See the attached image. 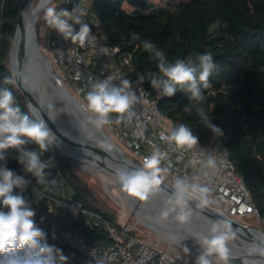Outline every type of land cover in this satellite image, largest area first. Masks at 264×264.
<instances>
[{
	"label": "trees",
	"instance_id": "16d2710c",
	"mask_svg": "<svg viewBox=\"0 0 264 264\" xmlns=\"http://www.w3.org/2000/svg\"><path fill=\"white\" fill-rule=\"evenodd\" d=\"M81 1L61 0L58 10H71ZM88 1L90 7L86 10L97 19L109 44L118 47L120 54L131 56L136 77L137 73L146 76L158 73L157 61L143 48V40L152 42L173 62L189 57L195 61L204 53L212 55L216 70L209 77V87L201 88L202 102L189 100L191 94L188 92L178 91L173 97L162 96L147 79L143 85L167 118L179 125H187L200 141L214 142L228 150L264 220V0H163V6H156L154 0ZM20 3L21 0H0V87L9 88L21 111L34 118L15 83L10 63ZM131 32L140 38L131 39ZM5 77H10L12 82L6 84ZM188 104L193 110L185 113L183 109ZM195 107L204 109L212 123L223 130V136H215L203 125ZM25 148L36 149L42 159L55 157V167L48 178L50 182L40 185L30 174L25 175L22 166L12 158L18 152L9 150L7 166L31 181L23 195L32 202L35 210L39 190L50 196L79 201L87 212L99 216L102 222L94 225L93 219L82 216H68L59 221L66 229L98 247L110 244L112 240L105 222L121 228L117 215L97 197L72 163L50 146L45 153L34 143ZM13 191L20 193L21 190L14 188ZM39 226L48 234V243L63 250L68 257L67 264H93L78 251L53 239L48 228Z\"/></svg>",
	"mask_w": 264,
	"mask_h": 264
},
{
	"label": "clouds",
	"instance_id": "9594fccd",
	"mask_svg": "<svg viewBox=\"0 0 264 264\" xmlns=\"http://www.w3.org/2000/svg\"><path fill=\"white\" fill-rule=\"evenodd\" d=\"M87 10L75 5L71 10L49 6L44 12V22L47 28L60 34L65 41L78 44L83 48L94 45L96 36L92 33L90 24L83 18ZM78 26V30H77ZM131 39L138 40L137 33L131 32ZM143 48L150 52L157 61L158 73H137L136 83H143L146 79L152 88L158 90L162 96L173 97L178 91L188 92L189 100L202 102L204 94L201 88L207 89L210 85L209 77L216 70V64L210 53L200 54L195 61L191 57L187 60L176 59L169 61L166 54L148 41H141ZM102 55L109 53V47L99 48ZM13 76L22 73L13 70ZM90 90L86 93V110L92 115L89 120L97 128L112 123L110 114H116L115 123L130 124L137 113L134 106L138 103V96L133 82L122 78L119 83H113L111 77L94 79ZM5 83H11L10 77L4 78ZM51 107V105H49ZM193 106L184 107L185 113H190ZM203 125L215 136H223V130L212 123V119L202 107H195ZM138 132L137 136H142ZM54 136L43 119H34L21 111L16 104L13 92L7 87H0V264H67L68 257L63 250L47 241L48 234L36 222V210L32 202L23 195V191L31 183L25 175L35 178L37 184L49 183L51 169L55 167V157L42 159L39 152L26 150L25 146L34 143L41 152H47L53 144ZM170 148L190 150L197 146L199 137L185 124L171 128L167 134L160 136ZM9 150H16L18 155L12 157L22 166L25 175H19L10 169L8 159ZM167 159V153L159 147L153 146L150 155L144 157L142 165L135 169L122 167L116 170V180L123 192L140 201H149L153 196L160 195L163 201L157 223L164 224L169 220L177 222L187 230L195 208L203 209L213 203L210 198V189L200 183L199 175L176 177L167 188L161 187L166 175L170 171V164L162 166ZM217 160L211 154L202 163V172L209 175L204 169L216 170ZM54 182V181H52ZM19 188L20 193H14ZM39 198L35 201L38 203ZM41 217V222H43ZM206 233H195L191 236L199 246V254L195 257V264H230V242L236 237L232 223L223 218L208 219ZM53 239L55 236L53 235ZM250 250L264 256V237L259 242H253ZM189 253V249L185 247ZM90 255H92L90 253ZM94 264H105L104 259L93 256ZM187 264V261H185Z\"/></svg>",
	"mask_w": 264,
	"mask_h": 264
},
{
	"label": "built area",
	"instance_id": "2783aa9c",
	"mask_svg": "<svg viewBox=\"0 0 264 264\" xmlns=\"http://www.w3.org/2000/svg\"><path fill=\"white\" fill-rule=\"evenodd\" d=\"M86 1L82 0L79 6L85 8ZM83 19L90 24L92 33L96 36L94 45L81 48L78 44L73 45L70 40L65 41L58 32L48 28L50 32L46 38V51L64 86L81 96L86 105L85 96L93 82L89 77L100 80L111 77L113 83H119L122 78L131 80L139 98L134 106L138 119L134 118L130 124H117V116L113 113L110 114L112 123L102 126L116 145L140 166L144 157L151 154L153 146L159 147L167 153V159L162 162V166L170 164L165 181L172 184L176 177L191 178L199 175L200 183L210 189L213 203L207 207L248 227L250 226L245 220L257 221L262 224L264 231L261 212L254 204L243 177L238 174L228 150L214 142L204 143L199 140L197 146L185 151L170 148L166 141H162L160 136L179 124L158 110L156 102L151 99L150 92L143 83H136L131 56L120 54L118 47L109 44L94 16L87 12ZM103 46L109 47L107 55L99 52V48ZM138 132L143 135L137 136ZM209 154L217 160L218 167L216 170L204 169L209 172L205 177L202 163ZM37 198L39 201L35 202V219L38 224L48 228L63 245L78 251L93 264V256L104 259L105 264H185L184 256H175L158 245L140 239L133 234L131 228L123 224L121 228H116L105 222L112 242L98 247L82 235L66 229L59 218L85 215L94 220V225H98L102 222L99 216L87 212L79 201L50 196L44 190L37 191L36 200ZM41 217L44 218L43 222Z\"/></svg>",
	"mask_w": 264,
	"mask_h": 264
},
{
	"label": "water",
	"instance_id": "95a60500",
	"mask_svg": "<svg viewBox=\"0 0 264 264\" xmlns=\"http://www.w3.org/2000/svg\"><path fill=\"white\" fill-rule=\"evenodd\" d=\"M28 0H21L20 3V17L17 30L13 39L10 63L12 73L13 70L20 71L22 75L13 76L15 83L23 94L27 105L32 113L34 119L37 117L45 120L51 129L54 138L61 143V145L68 151L76 156L84 157L89 162H97L109 169H119L113 162L120 163L124 167L135 169L140 167L132 158L125 156V153L107 136L101 127L97 128L89 120V115L85 109L75 99L71 98L68 94L66 87L62 83L60 77L55 72L51 61L41 51L38 42L37 20L41 13L48 7L54 0H45L41 2L35 11V15L30 24L25 25L23 20L22 10ZM48 82L60 94L65 95L72 101L67 108L66 123H58L54 119H49L43 109L38 104L35 97L32 95V88ZM50 147L59 155L58 150L52 145ZM67 159H72L75 162L80 161L78 157L72 155H64ZM80 167V166H79ZM81 168V167H80ZM82 169V168H81ZM172 184L165 181L161 187L167 188L166 191L171 193L170 188ZM193 206V216L190 224L187 227H193L207 231L208 219H227L232 223L233 229L236 231V237H239L242 243L247 246L255 242H259L260 237H264V231L248 227L239 222L233 221L225 216L220 215L209 207L198 209ZM235 240V241H234ZM236 239L230 242L231 247L237 250L236 253H231L230 263L232 264H246L245 254L253 256L258 261L264 262V256L259 254H251L250 250L241 246L242 244ZM243 245V244H242Z\"/></svg>",
	"mask_w": 264,
	"mask_h": 264
},
{
	"label": "rangeland",
	"instance_id": "374dc122",
	"mask_svg": "<svg viewBox=\"0 0 264 264\" xmlns=\"http://www.w3.org/2000/svg\"><path fill=\"white\" fill-rule=\"evenodd\" d=\"M60 2H61V0H54L49 6L57 7V10H58ZM37 3H38V0H36V4ZM154 3L156 4V6H163L164 5L163 0H154ZM88 7H90V2L87 0L85 8H88ZM46 8H45V10H46ZM45 10L39 16V18L37 20L36 27H37V32H38V42H39L40 49H41L42 53L47 58L50 59V55L46 51V38H47L50 31L44 22ZM128 10L131 11V9H129V8H128ZM55 72H56V70H55ZM69 90L68 91L77 100H79L81 102L82 107L85 109V111L89 115H92L91 113H89L86 110V105L84 104V101L81 98V96L76 94L71 89H69ZM64 107H65V110L62 108L60 109L62 120L68 119L67 118V104H64ZM101 128L109 137L108 132L102 126H101ZM109 139L111 140V142L116 144L110 137H109ZM127 154H125V156L130 158V156H128ZM69 161L72 163L73 167L78 172L79 176H81L84 180H86L88 185L92 187V189L94 190L97 197L102 202H104L108 208H110L113 212H115V214L117 215V221L119 222V224H121V225L123 224V225H126L127 227L131 228L132 231L140 239H142V240H144V241H146L152 245H158L159 247L166 249L167 251H169L171 254H173L175 256H177V255L184 256V258L187 262H191L192 264H195V257L199 254V249L194 248V246L198 245V244L195 242V239L191 236L190 233L189 234L184 233V236H181L180 238H178L179 241L181 242V244H178L177 242H173V241L169 240V238L167 236L163 235L161 232H159L157 230L156 226H154V225L151 226L150 224L142 221L139 218L140 216H139V213H137L138 212L137 210L140 208L142 201H140V200L137 201V204L135 205L136 207L133 206L131 204L130 196L127 193L122 191V189H121L118 181L116 180L115 176H112L107 172L95 173L94 171H86V170L81 169L79 167V165L76 164L75 162H72L71 160H69ZM101 166H103V165H101ZM103 167L107 168L105 166H103ZM159 204L161 205L159 200H157L154 205L159 207L160 206ZM154 205H150L148 208H146V212H147L148 216L150 215L149 217L154 216L156 218L161 209H156L157 207L154 208ZM82 217L88 218L85 215H82ZM244 222L249 224V226L251 228H254V229L262 230V228H263L262 224L257 222V221H253V220L249 219V220H245ZM169 223L170 222L168 221V222H165L163 224V226H165V227L168 226L167 230H165V232L168 235H171L173 232L176 233L180 230V227L177 223L173 225L174 228L169 227L170 226V225H168ZM204 233H206V232H204ZM185 247H187L189 249V253H187L185 251ZM230 264H232V263H230Z\"/></svg>",
	"mask_w": 264,
	"mask_h": 264
},
{
	"label": "bare ground",
	"instance_id": "6f19581e",
	"mask_svg": "<svg viewBox=\"0 0 264 264\" xmlns=\"http://www.w3.org/2000/svg\"><path fill=\"white\" fill-rule=\"evenodd\" d=\"M45 0H38V3L36 4V0H28L27 3H25L23 10H22V14H23V20L25 25H28L31 23L34 15H35V11L37 9V6L42 2H44ZM67 89V88H66ZM70 91V90H69ZM67 89L68 94L71 96V98L75 99L80 105L81 102L79 100H77ZM32 95L35 97V99L37 100L38 104L40 105V107L43 109V111L45 112V114L49 117V119H54L56 120L58 123H66L68 121V119L66 120H62L61 119V112L60 109H64V104H67V108L68 106H70V102L72 101L71 99H69L68 97H66L65 95L60 94L51 84H49L48 82L42 83V85L36 86L34 88H32L31 91ZM49 105H51V107H49ZM36 119H42L40 117H37ZM47 123V122H46ZM48 127L49 124L47 123ZM50 128V127H49ZM51 130V129H50ZM53 146L58 150V152L60 154L64 155H72L75 157H78L80 159V161L75 162L72 159V162H75L76 164H78L83 170L86 171H94L95 173H99V172H107L112 176L116 177V172L115 170L109 169V168H104L103 166H101L99 163L97 162H89L85 159L84 157L81 156H76L73 153H67L68 151L61 145V143H59V141H57L56 139H54L53 141ZM115 166H117L118 168H122L124 167L123 165H121L120 163H116L113 162ZM130 200H131V204L133 206H135L137 204V201H139L137 198L135 197H131L130 196ZM159 200V202L161 203V205L159 207L155 206L154 204L156 203V201ZM139 203V202H138ZM150 205H154V208L156 209H161L163 207V201L160 195H156L153 196L149 201L145 202L142 201L141 202V206L140 208L137 210L139 213V218L150 224L151 226L154 225L157 227V230L159 232H161L163 235L167 236L169 238V240L173 241V242H177L178 244H181V242L179 241L178 238H180L181 236H184L185 234H195V233H204L205 231H202L198 228H196L195 226L193 227H187V230L180 226L177 222L171 221L169 220V227H173L174 224H178L180 227V230L178 232H173L171 235H168L165 230H167L168 226H163V224L161 223H157L156 218L154 216L149 217L147 215L146 212V208H148ZM136 207V206H135ZM138 208V207H137ZM150 209V208H149ZM148 210V209H147ZM152 215V214H151ZM174 228V227H173ZM176 229V228H175ZM234 239H236L238 242L242 243L243 241L240 240L239 237H235ZM235 241V240H234ZM243 244V245H242ZM240 244L241 246H244L245 248H249L248 250H250V246L245 245V243ZM230 247V252L231 253H236L237 250H235V248L231 247V245H229ZM195 249H199L198 245L194 246ZM236 251V252H235ZM251 254H258V253H254L250 250ZM242 255L245 254L244 256H246V260L247 263L246 264H264L263 261H258L257 259H255L253 256L249 255V253L247 252H242Z\"/></svg>",
	"mask_w": 264,
	"mask_h": 264
}]
</instances>
